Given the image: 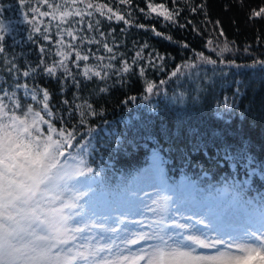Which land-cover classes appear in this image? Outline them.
<instances>
[{
  "label": "snow or ice",
  "instance_id": "1",
  "mask_svg": "<svg viewBox=\"0 0 264 264\" xmlns=\"http://www.w3.org/2000/svg\"><path fill=\"white\" fill-rule=\"evenodd\" d=\"M18 3L29 9L21 14L36 33L41 32L37 26L40 17H50V25L52 20L64 23L68 17L77 16L80 17L78 23L83 24V17L92 15L87 9L94 7L101 15H105L106 10L108 20L115 18L131 23L125 15L107 5H93L85 0H80L83 11L75 8L77 0H71L72 11H61L66 8L67 0L64 4L37 0L36 6H32L31 0H18ZM120 3H130V0H120ZM45 5L49 10L41 11ZM148 8L173 22L179 13V9L169 11L163 4L149 3ZM191 10L196 11V8ZM4 11L0 4V17ZM262 14L264 7L253 13L255 17ZM95 24L99 26L100 21ZM136 26L145 27L144 24ZM87 28L91 30L93 24L88 22ZM65 32L76 39L72 30L57 25L56 34L60 39L55 41L59 45L55 54L58 60L48 64L41 55L34 67L28 64L22 70L16 62L18 56L6 53L4 41L10 35V26L0 18V264H264V195L247 198L246 181H226L223 192L230 193V199L195 202L190 208L191 215L182 210L179 197L174 199L175 191L167 185H161L154 195L145 193V200H129L124 212L113 209L104 214L98 209L95 197L98 173L89 159L94 151L95 128L84 126L88 125L89 117L101 115L103 110L98 111L86 99L82 103H75L79 97H74L71 103L66 99L63 104L68 106L67 120L74 119L76 113L79 115L77 123L68 127L64 116L53 113L47 88L19 82L20 77L34 80L43 72L56 77L58 82L71 77L73 86L80 87L81 81L73 76L68 60L74 52L76 59L72 63L79 68V62L87 61L89 56L81 55L72 44L66 43ZM28 38L31 39V35ZM43 38L51 40L48 34ZM80 40L83 43L87 38ZM65 47L71 51L65 52ZM103 47L113 52L107 43ZM230 51L232 48L225 41L218 52L220 63H224V53ZM40 53H46L43 46ZM140 55L136 53L137 57ZM198 56L203 63L215 65L218 62L203 53ZM97 59L102 61L104 57ZM253 63L264 65V61ZM195 66L190 63L183 67ZM112 67V64L85 65L81 74L88 80L93 76L104 80L108 73L103 69ZM129 70L128 62L124 61L116 74ZM140 72L143 74L144 69ZM179 72L181 68L171 75ZM164 83L166 81H160V85ZM155 88V83L148 82L146 92L152 94ZM20 90L23 97L31 99V104L22 103ZM61 91H64L63 85ZM99 91L107 92L108 88ZM183 95L180 93L181 98ZM130 99L135 100V97ZM54 116L61 125L59 128L53 123ZM256 171L249 165L247 179ZM129 213L141 219L129 220ZM135 225L138 227H132Z\"/></svg>",
  "mask_w": 264,
  "mask_h": 264
},
{
  "label": "trees",
  "instance_id": "2",
  "mask_svg": "<svg viewBox=\"0 0 264 264\" xmlns=\"http://www.w3.org/2000/svg\"><path fill=\"white\" fill-rule=\"evenodd\" d=\"M95 1L132 14L130 24L102 18L98 26V34H104L100 37L118 42L125 50L119 70L104 80H88L80 70L73 73L74 55L68 66L81 81L79 88L73 86L72 78L58 82L43 72L34 79L36 85L49 90L53 113L64 116L68 127L77 123L79 115L67 120L68 106L63 104L66 99L70 103L74 97H79L75 103L86 99L98 111L103 110L101 115L89 117L84 126L95 128L94 151L89 157L98 173L95 188L113 186L120 173L133 175L157 152L173 180L200 179L209 172L208 180L225 185L233 179L239 182L249 165L263 172L264 65L253 62L264 61V14L255 17L253 13L264 7V0H130L125 4L120 0ZM149 3L163 4L169 11L179 9L175 22L152 13ZM19 19V25L28 24ZM39 21V33L26 28L24 34L16 36L10 28L5 49L34 43L37 59L43 55L51 64L56 31L47 27V19ZM138 24L145 27L139 28ZM156 32L163 35L157 36ZM44 34L51 40H45ZM225 41L232 51L224 53L227 69L222 70L218 52ZM41 46L46 53H40ZM81 47H88L87 40ZM200 53L217 59V64L201 62ZM124 61L130 70L117 75ZM190 62L196 66L185 69L183 66ZM177 68L181 72L172 76ZM160 81L166 83L160 85ZM148 82L157 85L152 94L146 92ZM101 88L108 91L100 92ZM180 93L184 94L182 98ZM220 111L224 117L217 115ZM260 174L253 178L256 188H264Z\"/></svg>",
  "mask_w": 264,
  "mask_h": 264
},
{
  "label": "rangeland",
  "instance_id": "3",
  "mask_svg": "<svg viewBox=\"0 0 264 264\" xmlns=\"http://www.w3.org/2000/svg\"><path fill=\"white\" fill-rule=\"evenodd\" d=\"M37 0H31L32 6H36ZM85 2H90L93 5L102 4L101 2H97L95 0H85ZM49 3H61L64 4L65 0H49ZM0 4L4 6L5 11L3 12L2 17L4 19L5 23H8L11 30L14 29L15 35H21L25 33L26 28L31 29L32 25L27 24H20L19 21L23 18L22 12H28L29 9L27 7L20 6L18 3V0H0ZM104 5V4H102ZM107 7L112 8L114 12H119L121 15H125L126 20L131 21V15L130 13H127L123 11L122 9L111 7V5H107ZM75 8H79L82 11L84 10L83 4L80 3V0H77V3L75 4ZM42 11H48L49 9L45 5L41 8ZM73 10V5L71 4V0H67L66 8H61V11ZM88 12H92L91 16L85 15L83 17L84 23H78L80 20V17L72 16L68 17L66 22L61 23L59 20H52L51 24L49 25V21L51 20L50 17H40V19L45 20L47 19V27H50L51 29L54 28V31L57 33V25L60 26L61 29H69L72 30L76 36V39H73L72 37L67 36V33H64V41L66 43L72 44L78 51H80L81 55H88L89 59L87 61L81 60L80 67L72 69L73 73H75L76 70H80L82 73L83 67L85 65L89 66H103L112 64V68H104L103 71L108 73L109 77L112 72L115 70H119V63L120 60L125 56V50L121 47V45L114 41V40H108L106 37H100V33L98 34V26H96L95 22L97 20H101L102 18H106L107 12L105 10V15H101L95 7L92 9H87ZM19 18H18V17ZM114 22H120L115 20V18L112 19ZM25 22V21H24ZM91 22L93 24V29L89 31L87 28V23ZM132 22V21H131ZM15 23V24H13ZM38 27H40V23L37 24ZM100 29V28H99ZM13 31V30H12ZM86 37L87 40H94V41H100V43H88V47L86 49H83L81 46L84 43H81L80 38ZM60 37L55 34V41L59 40ZM54 41V49H53V57L54 60H58L59 57L55 54L57 48L59 45H57ZM107 43L109 47L113 48V52L109 53L104 47L103 44ZM34 43H25L24 45H17L11 48L10 50L6 51V53L9 54H16L18 56L17 64L20 66V68L23 70L28 64H31L33 67L35 66L36 62L38 61L34 51L33 46ZM80 45V48H79ZM65 52L71 51V49L64 48ZM22 53V55H20ZM75 53L73 52L72 56L68 60V65L73 59V56ZM115 56V59H109V57ZM97 57H104V59L98 60ZM10 58V57H9ZM194 63V62H190ZM222 67V70L227 69L223 63V65L220 64ZM70 68V66H69ZM97 70H101L100 67H97ZM72 73V74H73ZM40 74V73H39ZM38 74V75H39ZM46 74V73H45ZM60 75V72L57 73V76ZM82 75V74H81ZM75 76V75H73ZM95 77V76H93ZM71 79V77H69ZM20 83L28 82L30 85H36L35 81L31 77H20L19 79ZM41 87V86H39ZM43 88V87H41ZM19 97L21 98L22 103L27 102L29 104L32 103L30 98L23 97V90H20L18 92ZM51 99V98H50ZM50 103V100H49ZM34 108H37L36 105H33ZM218 116L224 117L223 113L220 111L217 113ZM257 171L255 173H261L260 179L264 180V171L261 172L260 168L254 167ZM255 175L252 176L250 180L247 179V176L242 177L240 180L246 181L248 187L251 184L252 179L255 177ZM209 174H205V177H201V179L198 180H188L183 179V181L176 180L173 183L170 182V177L167 174L165 167L162 164V158L158 154H154L148 164L143 166L138 172H136L133 175H130L129 177H126L125 175L120 174L118 176V183L112 187V188H95V197H96V205L98 209L106 214L108 211L113 209H118L120 212H124L128 208V201L129 200H145L147 197L145 196V193L149 195H154L160 188L161 185H167L170 188H172L175 191V196L173 197L176 199L179 197V203L182 208L186 212V214L191 215L190 208L192 207L193 203L198 201H205V202H219L221 199H230L231 194H224L223 188L225 185H217L214 182H210L207 180V177ZM248 187L246 189V197H256L258 195H264V190L262 191H256L255 193L248 190ZM129 220H138L141 219V217L133 215L129 213L128 215ZM132 227H138V225L132 226Z\"/></svg>",
  "mask_w": 264,
  "mask_h": 264
}]
</instances>
